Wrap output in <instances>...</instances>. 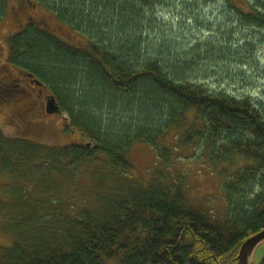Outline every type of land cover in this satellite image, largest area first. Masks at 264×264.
<instances>
[{
  "label": "trees",
  "instance_id": "obj_1",
  "mask_svg": "<svg viewBox=\"0 0 264 264\" xmlns=\"http://www.w3.org/2000/svg\"><path fill=\"white\" fill-rule=\"evenodd\" d=\"M39 1L49 16L58 12L60 20L79 22L83 34L95 36L99 13L114 11L117 0H50L59 3L56 10ZM223 1L230 15L264 27V0ZM44 19L6 39L7 60L0 66L43 83L70 119L66 134L76 132L80 141L51 147L26 138L25 131L7 137L0 130V233L10 239L0 245V264H237L242 243L264 229L259 111L247 98L209 93L190 82L184 63L133 64L126 48H113L109 39L95 38L80 50L52 41L40 27ZM1 67L0 77L7 76ZM47 72L54 77L50 83ZM19 87L12 85V100L22 95ZM106 101L127 114L138 107L143 119L134 127L104 129L93 114ZM38 113L20 128L29 132L33 121L48 120L42 106ZM136 144L159 159L144 186L128 177ZM180 155L218 175L224 202L219 221L191 203L187 178L170 169Z\"/></svg>",
  "mask_w": 264,
  "mask_h": 264
},
{
  "label": "rangeland",
  "instance_id": "obj_2",
  "mask_svg": "<svg viewBox=\"0 0 264 264\" xmlns=\"http://www.w3.org/2000/svg\"><path fill=\"white\" fill-rule=\"evenodd\" d=\"M36 1V4H39L40 1ZM42 1L44 3L46 0ZM44 5L46 7L45 3ZM86 6L89 13L90 6L88 3ZM40 9L32 8L31 16H43L51 21L49 25L52 30L64 32L53 16L51 19V16ZM70 14L75 19L79 17L80 12L74 11V14ZM57 18L60 20L59 16ZM54 23L58 26L53 27ZM93 32V37L85 32L91 42L96 40L95 38L109 39L113 48L125 47V56L133 64L141 65L146 60L156 59L168 64L184 63L186 68L183 72L187 80L200 85L209 93L249 99L264 120V27L257 28L239 16L235 18L230 15L223 0H117L114 11H105L104 8L101 10ZM2 33L3 29H0V39L6 34ZM79 39L78 36L75 37V42ZM5 48L3 44L0 46L2 58L5 57ZM1 68L3 75L8 73L12 78L17 75L18 69L10 72L9 68ZM54 68L55 71L60 69ZM39 69L43 70L42 67ZM48 74L49 79L46 81L50 83L54 77L51 73ZM108 105L110 104L106 101L101 110H95L93 114L102 122L104 129L112 130L119 124L127 123L134 127L143 119L138 107L133 113L127 114L122 111V107L112 109ZM13 109V101L3 105L1 109L4 115L0 120V130L5 136L19 137L25 131L26 138L51 147L78 142L77 133L66 134L61 115H58L60 119L45 115L48 120L33 121L29 125L30 131L27 132L20 128L18 123H9ZM36 114L40 118L39 113ZM129 119L132 121H127ZM167 140L166 145L172 147V137L169 136ZM174 154L177 155L178 152ZM178 158L171 162L170 169L181 171L187 178L190 188L187 194L191 203L209 213L215 221H219L224 213V202L218 175L192 158H182V155ZM129 161L133 170L129 172L128 177L143 186L151 179V174L159 163L153 149L138 144L131 148ZM110 188L113 189V185ZM9 242L10 239L0 233V245L7 247ZM262 259L264 242L255 249L251 258L253 264H260Z\"/></svg>",
  "mask_w": 264,
  "mask_h": 264
},
{
  "label": "flooded vegetation",
  "instance_id": "obj_3",
  "mask_svg": "<svg viewBox=\"0 0 264 264\" xmlns=\"http://www.w3.org/2000/svg\"><path fill=\"white\" fill-rule=\"evenodd\" d=\"M47 1L50 2V4L52 5L51 7H49L46 4V7L48 9H53L54 5L57 8L60 7L59 3H56V2L54 3V2H51L50 0H47ZM36 2L33 4L31 3L30 0H0V7L3 6V9H4L3 12L5 11L2 17V19L4 18V21H3L4 25H2L3 26L2 35L6 33L0 39L1 45L3 44L7 46L6 39L14 38L16 34L22 33L26 28V23L30 25L31 23L36 24L37 22V24H39V20L34 22L38 18V15H35L34 17H32L30 14V10L32 8L40 9L38 6H36L37 5ZM56 13L58 14V12H55V15L53 14L50 15L51 16L50 18L52 19V16H53L55 18L54 21L57 24H59L60 28L61 27L63 28L64 32L58 33L56 32L57 30H54V29L52 30L50 28L51 26L49 25L51 21L44 19L42 23L43 26L41 25L40 27H42L43 30H45L44 32L47 38H50L52 41L55 39H58V40L63 39L61 41L65 42L67 46L74 47L78 50H80L82 47H85L91 42L88 35L82 33V27L78 23L72 22L70 19L65 20V21L59 20L57 18ZM57 24L54 23V25L52 26L54 27ZM77 36L80 39L75 42V37ZM4 58L7 60V49H6ZM2 59H3L2 53L0 50V62L3 61ZM9 69L11 70L10 72H13L14 70L12 67ZM9 74L13 75L12 73H9ZM13 76L14 78L9 77L7 73V76L0 77V104L2 102L7 103V104L12 101L14 102V109L12 110L14 114L13 116L9 117V123L11 125L18 123V125L20 126L21 122L26 123L25 121L27 118L29 119L30 117H33L34 115H36V113H38V111L40 110L41 106L43 107V112H44V97L50 93H49L48 88L45 87L43 83L41 84V86H36L34 84V81L38 80L35 78L34 75H31L29 73L26 74L18 70L17 75L15 74ZM15 83L20 85L17 92L21 93L22 95L19 98H14V100H12L11 95L14 96V93L12 92L11 87ZM3 115L4 114L0 115V120H2ZM58 115L60 116V113L55 115L54 117L58 118ZM76 141L79 142L80 139L77 138Z\"/></svg>",
  "mask_w": 264,
  "mask_h": 264
},
{
  "label": "water",
  "instance_id": "obj_4",
  "mask_svg": "<svg viewBox=\"0 0 264 264\" xmlns=\"http://www.w3.org/2000/svg\"><path fill=\"white\" fill-rule=\"evenodd\" d=\"M36 86H41V83L34 81ZM61 115L62 121L66 123V126H70V119L66 113H62L60 107L52 94H48L44 97V114L46 116H55L57 114ZM89 147V144L86 145ZM264 242V229L256 233L255 235L251 236L247 240H245L237 255V264H253L252 263V255L255 249Z\"/></svg>",
  "mask_w": 264,
  "mask_h": 264
}]
</instances>
